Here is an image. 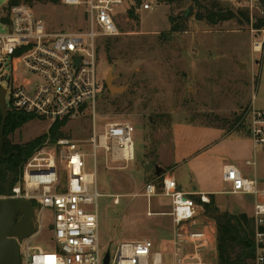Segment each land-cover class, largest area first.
<instances>
[{"label":"rangeland","instance_id":"374dc122","mask_svg":"<svg viewBox=\"0 0 264 264\" xmlns=\"http://www.w3.org/2000/svg\"><path fill=\"white\" fill-rule=\"evenodd\" d=\"M132 1L136 4L131 9L134 15L128 9L121 19L120 34L102 39L99 46L103 89L96 102L97 128L118 121H131L136 127L135 160L116 161L101 153L97 163V186L103 194L97 205L99 234L102 244L111 246L113 253L128 240L148 238L157 247L169 245V216H148V202L141 195L144 185L155 177L154 165L170 172L174 165L169 160L190 159L201 166L214 161L240 167L243 161L238 160L236 141L243 133H250L252 107L264 112V25L258 26L264 21L263 0ZM148 1L155 8L141 9ZM212 2L238 14L248 12L250 19L238 16L217 24L200 19L212 8ZM7 3L0 0V15ZM31 6L50 30L87 27L84 5L34 0ZM189 6L193 14L185 19ZM4 31L0 17V33ZM255 41L262 42L261 50H253ZM12 73L21 80L31 77L21 63L12 72L10 57L0 52L2 87L9 88ZM109 75L114 85L125 90L111 92L106 85ZM93 115L90 104L83 114L68 119L62 131L74 140H87L92 134ZM50 125L48 119L35 118L10 138L14 143H25L47 133ZM175 146L182 151L175 153ZM255 146L258 169L264 175V145ZM210 153L220 158L211 159ZM87 164L95 169L90 154ZM147 165L152 167L147 169ZM253 197L222 192L218 203L232 211L251 210ZM152 202L155 212L169 210L168 197L157 195ZM46 213L41 233L24 241L52 251L50 210ZM37 216L36 212V223ZM212 262L217 264L216 253Z\"/></svg>","mask_w":264,"mask_h":264},{"label":"built area","instance_id":"2783aa9c","mask_svg":"<svg viewBox=\"0 0 264 264\" xmlns=\"http://www.w3.org/2000/svg\"><path fill=\"white\" fill-rule=\"evenodd\" d=\"M62 2L85 6L86 29L50 30L25 2L0 15L5 28L0 33V52L10 57L12 72L21 63L31 73L22 80L12 73L9 88L0 85L6 89V106L48 119L51 125L56 120L78 117L90 104L94 111L92 134L87 140L63 137L55 144H45L24 163L20 178L12 182L10 198L28 199L37 205L36 233L44 228L47 210L54 233L52 251L33 246L30 240L21 242L22 264H104L108 250V264H213L217 231L205 214L209 195L182 190L176 177L166 173L148 181L141 195L147 199L148 216H170L171 248L159 250L148 238L123 241L114 253L111 246L102 244L97 212L103 195L96 179L99 154L127 163L135 160L136 127L131 121H118L97 128L96 102L103 89L99 46L102 39L120 34L121 19L136 4L132 0ZM141 6L145 10L155 8L150 1ZM257 44L261 50V41L254 42V50ZM84 104L86 108L79 112ZM252 108L249 135L256 145H264V112ZM88 154L94 170L87 164ZM223 178L230 184L231 193L254 196L255 264H264V231L259 229L264 226V187L233 164L224 166ZM157 195L170 199L168 212L152 209ZM5 197L4 192L0 194V198ZM115 202H119L118 197Z\"/></svg>","mask_w":264,"mask_h":264},{"label":"trees","instance_id":"16d2710c","mask_svg":"<svg viewBox=\"0 0 264 264\" xmlns=\"http://www.w3.org/2000/svg\"><path fill=\"white\" fill-rule=\"evenodd\" d=\"M34 0H8L3 11L7 12L12 5L25 2L32 4ZM53 3L59 0H50ZM139 3L141 0H137ZM169 1V0H168ZM264 2V0H263ZM132 15L134 12L131 10ZM241 16L243 19H250L249 13L241 12L240 14L226 10L212 2V8L205 14L200 16V19H206L211 24H217L223 21ZM8 20L7 16L3 18ZM260 21V20H259ZM263 20L258 26H263ZM174 28V27H173ZM37 118L34 114H28L22 111L12 110L7 117L5 126V142L3 153L7 157L3 158L0 163V173L3 179H6L9 174L16 176V181L20 178L24 163L33 155V153L45 144H55L60 138L69 137L64 134L62 127L66 125L69 118L56 120L47 133L25 143H14L10 136L29 121ZM2 117L0 116V127ZM221 127V126H218ZM222 128V127H221ZM3 190L0 188V194ZM194 198L201 202L200 198ZM210 203H205V214L212 218L217 227L216 245H217V264H255L256 260V243L255 233L256 226L254 218L246 212L233 213L229 211H221L215 202L214 196H210ZM34 206L37 207L36 203ZM264 231V226L259 228Z\"/></svg>","mask_w":264,"mask_h":264},{"label":"water","instance_id":"95a60500","mask_svg":"<svg viewBox=\"0 0 264 264\" xmlns=\"http://www.w3.org/2000/svg\"><path fill=\"white\" fill-rule=\"evenodd\" d=\"M163 3L165 0H157ZM185 19L193 14L192 6L185 11ZM243 67L244 64L240 63ZM111 75L106 79L107 88L113 91H124L125 87L116 86L111 82ZM6 89L0 87V116L2 117L0 127V163L3 158L7 157L3 153L5 142V126L7 117L12 111L6 106ZM86 104L82 105L79 112L84 111ZM152 166L147 165L150 169ZM154 173L162 176L166 173V169L160 165H154ZM16 179L14 174H10L6 181L3 180L0 173V188L6 195L0 198V264H22L21 242L30 238L36 233V207L34 204L24 198H10L12 182ZM17 220V222H16ZM110 250L107 251L104 264L109 263Z\"/></svg>","mask_w":264,"mask_h":264},{"label":"crops","instance_id":"0c3cea01","mask_svg":"<svg viewBox=\"0 0 264 264\" xmlns=\"http://www.w3.org/2000/svg\"><path fill=\"white\" fill-rule=\"evenodd\" d=\"M264 33V30H263ZM254 50V49H253ZM259 51L260 49H255L254 51ZM258 62V60H257ZM262 110V109H260ZM214 128H218L221 129L225 132L226 135L230 136L232 133H227L223 128L218 127V126H213L210 125ZM242 141H244L245 143H242ZM236 142H238V160H242L243 163L242 165L239 167L238 165H236L235 163H232L233 165L237 166L241 172L243 173V175H245L248 178L251 179H255L256 181L259 182V184L264 187V175L259 171L258 169V164H257V147L255 146V142H253V140L250 138L249 134L246 135L243 133V135L240 136V139H238ZM251 148V149H250ZM175 149V150H174ZM173 151L175 153H179V151L181 150L180 147H174ZM214 149V148H211ZM182 151V150H181ZM210 158L211 159H219L220 156L215 154V153H210ZM170 162H172V164L174 165L173 171H168L166 170V174L172 175L174 177H176L179 188H181L182 190L186 191V192H204L206 194L210 196H214L215 202L217 207L221 210V211H229V212H233V213H238V212H246L249 215H253V211H254V197H253V208L251 210H246V209H241L240 211H232L229 210L227 205H224V207H221L218 203V195L222 192H227V193H231L230 192V184L228 182H226L223 178V171H224V166L227 164H231V163H223V162H216L214 164V161L212 162H206L203 163L202 166L200 164H198L197 162L193 163V161L190 162V159H171L169 160ZM215 166H218V169L215 170ZM157 176V175H155ZM188 178V179H186ZM229 188L228 191H225V189ZM234 194V193H232ZM238 195H242V194H238ZM198 197V196H197ZM211 199V198H210ZM170 204H169V210H170ZM168 210V211H169ZM166 211V212H168ZM165 213V212H164ZM163 216H168L166 214H162ZM206 217H208L209 219H211V222L215 225L216 231H217V227H216V223L215 221L210 218L208 215H206ZM170 218V216H169ZM170 242L168 246H163V247H156L159 250H163V251H167L171 248V244H172V220L170 218ZM155 243V242H154ZM216 253V258H217V245L215 247V250L212 254V256H214ZM212 260V259H211ZM213 263V262H212Z\"/></svg>","mask_w":264,"mask_h":264},{"label":"bare ground","instance_id":"6f19581e","mask_svg":"<svg viewBox=\"0 0 264 264\" xmlns=\"http://www.w3.org/2000/svg\"><path fill=\"white\" fill-rule=\"evenodd\" d=\"M258 48L260 49V45L259 44H257V46H256V49H258Z\"/></svg>","mask_w":264,"mask_h":264},{"label":"flooded vegetation","instance_id":"af4514ba","mask_svg":"<svg viewBox=\"0 0 264 264\" xmlns=\"http://www.w3.org/2000/svg\"><path fill=\"white\" fill-rule=\"evenodd\" d=\"M10 175V174H9ZM7 179V178H6ZM6 179H3L4 181H6ZM16 222H17V220H16Z\"/></svg>","mask_w":264,"mask_h":264}]
</instances>
